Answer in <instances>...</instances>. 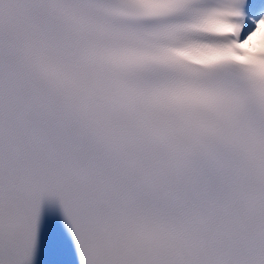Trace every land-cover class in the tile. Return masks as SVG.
I'll use <instances>...</instances> for the list:
<instances>
[{"label": "snow or ice", "instance_id": "6c2138e0", "mask_svg": "<svg viewBox=\"0 0 264 264\" xmlns=\"http://www.w3.org/2000/svg\"><path fill=\"white\" fill-rule=\"evenodd\" d=\"M0 264H264V0H0Z\"/></svg>", "mask_w": 264, "mask_h": 264}]
</instances>
